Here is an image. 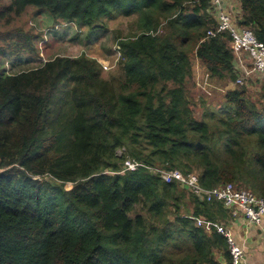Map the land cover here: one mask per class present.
Instances as JSON below:
<instances>
[{
    "label": "trees",
    "instance_id": "16d2710c",
    "mask_svg": "<svg viewBox=\"0 0 264 264\" xmlns=\"http://www.w3.org/2000/svg\"><path fill=\"white\" fill-rule=\"evenodd\" d=\"M31 7L88 33L136 16V31L115 42L124 77L109 79L87 54L10 74L8 63L39 56L43 33L0 31V264H219L223 254L230 262L215 227L227 217L222 204L146 168L104 174L129 157L198 172L205 189L232 183L264 199V81L256 100L242 87L264 75H246L229 34L207 37L217 26L210 0H10L0 19ZM239 12V26L264 44V0H240ZM191 54L232 82L220 104L201 103L200 118L186 89ZM63 83L65 103L54 99Z\"/></svg>",
    "mask_w": 264,
    "mask_h": 264
},
{
    "label": "rangeland",
    "instance_id": "374dc122",
    "mask_svg": "<svg viewBox=\"0 0 264 264\" xmlns=\"http://www.w3.org/2000/svg\"><path fill=\"white\" fill-rule=\"evenodd\" d=\"M239 1V2H238ZM240 0H235L232 4L236 10L235 19L238 21L240 12ZM10 4V0H0V11L4 6ZM136 16L124 17L117 15L113 20L107 21V30L88 33L86 29L80 30L76 25H62L54 26L52 18L46 13H40L35 8H28L21 18L7 21L0 19V31L15 29L21 27L25 30L31 28L36 29L37 32L43 33V39L38 44L39 56L33 60L30 56L23 57L21 63L14 66L8 63L6 68L10 74H17L20 72L29 71L40 67L48 60H52L56 56L79 57L82 54H87L98 58L105 69L103 68V78L109 79L111 77H124V70L121 64L118 51L116 50V41L119 38L130 36L136 31ZM230 48L232 46L230 45ZM31 58V61L24 60ZM193 73L189 81H187L186 89L195 102L194 109L197 117L200 118L203 113L201 103H217L222 102V98L228 91V86L231 83L225 81H218L216 78L210 76L207 69L197 60L194 54H191ZM247 67V65H245ZM249 69V67H247ZM259 81H247L244 86L248 87L249 94L253 95V99H258L261 94V89L264 79L256 78ZM239 88V87H236ZM71 90V84H61L54 96L58 95L63 98V103L70 97L68 95ZM57 103L60 105L59 101ZM209 107V106H207ZM123 150L120 149L118 153ZM70 186V185H68ZM181 189L187 191L183 187ZM191 207V206H190ZM140 211V207L137 208Z\"/></svg>",
    "mask_w": 264,
    "mask_h": 264
},
{
    "label": "built area",
    "instance_id": "2783aa9c",
    "mask_svg": "<svg viewBox=\"0 0 264 264\" xmlns=\"http://www.w3.org/2000/svg\"><path fill=\"white\" fill-rule=\"evenodd\" d=\"M212 5V15L216 18V29L207 33L208 38L218 34H229L232 38L230 45L235 60L240 64L241 69L247 76H253L258 73L264 75V44L260 42L254 33L246 27L239 26L235 19L233 11L224 5V0H210ZM119 57L120 47L116 46ZM249 67V69L245 66ZM251 67V68H250ZM237 85H243L242 80L237 81ZM124 149L118 155L122 156ZM140 168L148 169L153 175L159 177L168 184H177L187 191L194 193L196 197L205 203H220L231 217L243 215L246 220L256 226H260L264 220V199L255 193L238 189L232 183L220 185L212 189H205L200 182V174L194 172L188 175L179 170H165L158 167H148L142 162L127 157L119 172L105 171L106 175L124 174L135 172ZM39 179V178H38ZM41 180V178L39 179ZM222 224V223H221ZM221 224H216L218 232L226 239L232 264H241L244 253L238 248L232 233ZM204 222L199 220L198 227H202Z\"/></svg>",
    "mask_w": 264,
    "mask_h": 264
},
{
    "label": "crops",
    "instance_id": "0c3cea01",
    "mask_svg": "<svg viewBox=\"0 0 264 264\" xmlns=\"http://www.w3.org/2000/svg\"><path fill=\"white\" fill-rule=\"evenodd\" d=\"M229 1L231 5L235 2V0ZM221 221V225L232 233L238 248L244 253L241 264H264V220L262 225L256 226L249 223L242 214L234 218L227 213L226 219ZM217 258L219 264H232L231 257L228 262L224 254L218 255Z\"/></svg>",
    "mask_w": 264,
    "mask_h": 264
},
{
    "label": "clouds",
    "instance_id": "9594fccd",
    "mask_svg": "<svg viewBox=\"0 0 264 264\" xmlns=\"http://www.w3.org/2000/svg\"><path fill=\"white\" fill-rule=\"evenodd\" d=\"M115 47H116V46H115ZM38 178L40 179L41 177H37L36 179H38ZM228 249H229V248H228Z\"/></svg>",
    "mask_w": 264,
    "mask_h": 264
}]
</instances>
